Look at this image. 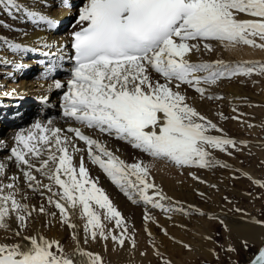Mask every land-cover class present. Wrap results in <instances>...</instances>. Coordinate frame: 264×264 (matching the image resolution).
Instances as JSON below:
<instances>
[{
    "label": "snow or ice",
    "instance_id": "6c2138e0",
    "mask_svg": "<svg viewBox=\"0 0 264 264\" xmlns=\"http://www.w3.org/2000/svg\"><path fill=\"white\" fill-rule=\"evenodd\" d=\"M63 3L70 6L68 0ZM0 5L9 12L23 11L36 25L51 29L58 24L41 11L21 6L18 0H0ZM242 15L252 19H242ZM76 23L80 27L71 33L72 79L68 80V90L63 95L65 118L115 135L150 157L181 167H212L218 162L209 158V148L227 152L229 146L235 147L234 139L209 134V130L223 132V129L189 104L181 89L188 86L201 98L217 99L219 97L207 94L206 86L222 78L257 71L264 73L261 61L229 63L221 59L199 62L189 59L193 52L201 51V42L205 51H213V45L208 43L213 40L224 42L226 46L243 43L264 49V43H257L255 39L264 41V0H87L79 10ZM0 44L13 50L37 51L7 37L0 38ZM16 67L26 66L17 64ZM153 73L160 79H154ZM53 86L55 89L64 87L59 80ZM5 95H15V92ZM32 127L38 134L17 133L14 138L17 146L10 149L11 154L6 159L14 160L21 168L29 189L41 195L45 189L52 193L48 203L54 204L61 221L74 230L76 247L67 254L58 241L33 235L25 237L23 244L0 243V264H103L99 253L80 246L79 234L75 232L77 225L70 222L77 210L86 219L85 243L101 238L123 246L125 240L130 239L135 247V239L126 235L128 227L124 217L103 189L89 178L83 157L78 170L73 164V155L83 150L71 138L61 136L60 128H48L39 121ZM67 131L85 143L91 161L133 203L143 202L166 214H189V209L171 202L150 179L149 167L142 161L126 163L79 127H69ZM45 155L47 158H43ZM6 167L0 162V174ZM33 171L51 183H42ZM10 179L12 182L7 184L0 181V228L3 229L9 227L6 221L13 214L20 226L25 227L27 219L36 211L17 199L18 177ZM254 183L264 187V182ZM54 186H58L59 191L53 192ZM38 211L46 212L43 206ZM50 215L55 217L56 213ZM168 218L171 219V215ZM144 219L148 221L152 217L146 212ZM105 220L114 222V227L120 229L118 235L106 227ZM255 222L264 226V221ZM163 231L167 234L166 229ZM15 235L20 236V232L16 231ZM242 243L245 250L250 248L247 241ZM227 251L236 249L230 245ZM155 254L161 257V264H171L158 248ZM248 264H264V245L257 249Z\"/></svg>",
    "mask_w": 264,
    "mask_h": 264
},
{
    "label": "bare ground",
    "instance_id": "6f19581e",
    "mask_svg": "<svg viewBox=\"0 0 264 264\" xmlns=\"http://www.w3.org/2000/svg\"><path fill=\"white\" fill-rule=\"evenodd\" d=\"M61 1L62 2L60 3V5L63 3V0H61ZM83 1H84V3L80 4L79 6H76V1L71 0V4H73L72 10H74V11L77 10L78 15H79L80 8L82 6H84V4L87 2V0H83ZM57 2H59V0H18V3L21 6L41 11L44 14L49 15L53 19L57 20L58 24L54 28H51V29L47 28L44 25H36V24L32 23L31 21H29L25 17V14L23 13V11L16 12L15 9H13L11 12H9L7 8H5L3 5H0V13H1L0 14V33H1L0 38L7 37L11 41H15L17 43H21L23 45H26L27 48H29V49H31V48L37 49V51L13 50V49L7 48L3 44H0V49L6 50V53L4 55H2L3 52L0 50V63H1L0 78L4 77V76L2 77V73H5V76L7 73L6 79H8L7 77L12 78L11 81H9V83H6L7 88L5 87V90L2 94L13 92V91L15 92V95H5V96L0 97V104L2 103L4 105L0 109V162H3L7 165L5 172L3 174H0V175H2L0 177L2 179H3L4 175H5V177L6 176L12 177L13 174H14L13 176L18 177L17 175L19 173H21V176H19L18 180L16 181L17 187L19 188V193L17 194V199L20 200L22 203L27 204L29 206V209H33V208L36 209V211H33L32 214H37L39 216V218L36 219V221H34V223L31 225V226H34L32 232L28 233L24 227L20 226L19 221L15 218V215L13 214L6 221L8 225L10 223L9 227L6 230L11 231L12 233L9 231L5 232V231L0 230V243H6V244L21 243V244H23V243H26V241L24 240L25 237H29V236H33V235H40V236H43L44 238H46L48 240L58 241L60 246L63 247L65 253H67V254H71L73 249L76 247V240L73 236L74 230L72 228H69L66 224H64L61 221V217H60V213H59L58 209L56 210V208H55L54 210H51V211L49 209L50 205H49V203L47 204V202H48V197L52 196V193H49L45 189L44 195H41L39 191H33V190L29 189L28 183H27L25 177L23 176V172L20 171L21 168L17 166V164L14 160L8 161L6 159L11 154L10 149L12 147L17 146L16 141L14 139L15 135L21 131H23L25 134H27L28 131H33L34 133L38 134V130L33 129L32 126L34 125L35 122L39 121L42 125H44L48 128H60V129H62L61 136H67V137L71 138L75 142L76 146L83 150L80 152H76L73 155V164L77 167V170H78L81 157H83L84 166L88 170V173L90 176L89 178H91L92 181L95 182L98 187L103 189L104 193L109 197V199L112 201L113 205L117 208L118 211L121 212L122 216L124 217V219L126 221L127 227L129 226V228H130V229L128 228L129 234H126V235L131 236L134 234L133 238L135 239V247L132 246V241L130 239H128V241H129L128 244H127V241H126L127 239H126L125 244L123 246H120L118 243L113 242L111 239H109L111 242L110 245H111V248L113 249V251L114 250H123V251L129 252V254H130L129 260L130 261H134L133 263H136L137 260L140 258V262L142 261L144 264H147L149 262L148 259L151 258V255L153 256V254H154L149 249V244H150L149 242L152 240V237H155V240L157 241V239H156L157 235H158L157 229H156L157 225L160 222L162 224H167L169 220L167 221L166 219H163L164 218V216H163V218H161V220H159V219L156 220L155 219L156 217H155V218H152L151 220L146 221L144 219V216L147 212V214H150L152 217V215L157 214L156 213L157 210H160V212L163 215H167V214H165L161 209L155 208V210H152L153 207H151V205H145L143 202L133 203L128 198V196H126L124 194V192L121 191L119 186L117 184H115L111 180V178L97 164H95L91 161V159L89 158V156L87 154L85 143L83 141H80L78 138H76L74 133L68 132L67 129L69 127H79L85 135H88L94 139L99 140L110 151H112L114 153V155L118 156L120 159L124 160L126 163H129L132 160L131 159L133 156L132 153L138 154L139 157L143 158V159L147 158V156H149V155H147L146 153H143L140 150L133 148L129 143H127L124 140H121L118 138L115 139V135H108L106 133H102L98 129H95V128H87L84 125L80 124L79 122H76L75 120H72V119L65 118L63 116V109H62L63 99L60 98V94L65 93L68 90L67 82H68V80L72 79V74L70 72L60 71L59 75L56 76L54 80L51 79L50 81L45 80L44 76L46 74L52 73L55 69H62L63 65L66 66L64 68L70 67L71 61H67L66 59L69 58V52L71 51V33L73 32V30L77 29L80 26L75 22L74 26H72V29L68 28L70 19H67L66 17L71 15V9H70V6H66L65 3H63V5L60 9H62L64 7L67 8V13H65L62 16H57L56 14L50 13V12H57V9H55V7H51L50 10H47L49 8H46V5H54ZM42 6H44V7H42ZM74 6H76L78 8H76ZM6 10L9 14H6ZM10 14H14L17 17V19L14 21L9 19L8 16H10ZM240 18L252 19V17H248L246 15H242ZM15 29H23V32L19 33L17 31H14ZM53 33H56V34H53ZM7 34H11V35L5 36ZM43 34L53 36L54 37L53 40L54 39L60 40L61 41L60 46H63V47L60 48L53 40L46 39L43 36ZM208 43H211V41H208ZM223 43L224 42H219L218 44H216V46H219V48H217V49H221V50L223 49L225 54L228 56V58L233 57L234 60H237L236 59L237 57H241V58H243L242 61H248V59L253 60V58H262V59L264 58V49H261L259 47H254V46H250V45L244 46L242 44L241 45L237 44L233 47V46H226L225 43H224V46H222ZM257 43H264V41H262L258 38ZM220 44H221V48H220ZM45 45H49V47H45ZM51 50L58 51V54H57V52H55V54L50 53L49 51H51ZM9 53L11 54V56H8ZM45 53H49V54L45 55ZM210 54H211V52L205 51L203 49V42H201V51L200 52H193L191 54V56L189 57V59L194 61V62L206 61L205 56H208ZM1 55L3 58H5L6 55L8 56V58H7L8 60H5L8 63L3 61V59L1 58ZM27 57H29V59H28L29 64L26 62ZM218 58H220V56L217 55V59ZM228 58L226 57V59H228ZM230 58H229V60H230ZM207 59H209V58H207ZM214 60H216V59H213V60L209 59V61H214ZM38 61H39L40 65L37 67H34L33 65H37ZM20 63L24 64L25 66H27L26 64H28L29 66L32 65L34 68L31 69V71H30V68H28V66L24 67L23 69H18L16 67V65L20 64ZM15 68H17L16 71H15ZM36 69H39L38 73H35ZM153 78L154 79H160V77L155 73H153ZM27 79L30 82L27 81ZM18 80H20V81L17 83ZM57 80L61 81V83L64 85L63 88H61V89H55L54 88V86H53L54 82ZM4 82H5V79H3V82H2V80L0 81V83H4ZM223 83H225V81ZM227 85H228V83H227ZM236 85H237V83H236ZM34 86L36 89H34L35 91H33L32 93L37 97L26 96V99L24 102H22V100H23V98H22V100H21L22 105L21 106H20L21 102L16 106H14L15 103L13 105L11 104L12 102L10 103L11 98H14L18 95H21L23 92L26 91V89H29L31 87L34 88ZM206 87L208 89H210L208 86H206ZM236 87H230L229 86V87H222V88H224V93L226 90L228 91L229 94L227 95V91L225 94L227 96H229L230 100H233L234 102H241V101L246 100L244 98V96L247 95L248 93L246 94L245 92H243V93H245V95H243L242 91H240L241 89L238 90ZM240 88H242V87H240ZM181 90L187 95L188 103L191 104L192 106H194L195 108H198V110L200 109L199 112L209 119V116H210L209 112L210 111L206 110V105L204 104V102H202L201 99H200V102H199V99H195V98H198L200 95L197 96L196 93L193 92L194 90L190 91L188 86H183ZM212 91L208 90V93L209 94H217L218 93L217 89H215L214 92H212ZM250 95H248V96L250 98H253L254 95H252V96H250ZM259 98L255 95L254 96L255 102L260 101L261 97H259ZM35 102H37V104L42 105L41 106L42 109H40L39 114H37V116L39 117L38 120H37V116L35 115V113H37V111H38ZM242 109L243 108H240L239 110L241 111ZM42 112H43V116L41 114ZM222 112H224V111H222ZM29 115L31 117L28 119ZM33 115L35 117H33ZM258 117H259V115H257V118ZM238 118H240V121H238V122L240 123V125L242 127L244 125H246L247 122H246L245 117H238ZM27 121H32L33 123L31 125L29 124L30 125L29 126V125L25 124ZM49 121H51V124H49ZM7 124L11 125L10 128L7 131H3L4 126ZM252 131L257 132V127L252 128ZM5 146H6V149L9 150V153L4 152V151H6ZM256 151H257V148H256ZM258 153H260V151H258ZM260 155L262 156L261 153H260ZM43 158H47V156L45 155ZM152 159H153V161L150 163V169H151L152 173H155L156 179H157L156 181H158L157 183L160 182L161 188H162V184H163V185L169 187L171 189V191L178 190L179 191L178 194L180 195L181 199H185L186 202H188V201L194 202V200H195L194 199V196H195L194 191H196L198 189H202L204 187L207 188L211 184H214L213 178L211 177L212 172H208L206 167H202V169L188 168L186 170L187 175H185L186 177H184L185 183H183L182 179H180L181 178L180 173L178 172L179 173V175H178L175 171H173V169H171L167 165L166 160L156 159L153 157H152ZM33 163H37V161L33 160ZM239 163H240V161H239ZM238 166H239V164H238ZM241 166H242V163H241ZM212 167H214V166H212ZM209 169L210 168H208V170ZM164 173H166L167 175L174 173L175 175H177V177L172 178V179H176V181L175 182L172 181V179L170 177L171 175L165 176ZM33 175H35L37 177V179L42 181V183H44V184L51 183V181L47 180L45 177L40 175V173H38V172L33 171ZM175 175H174V177H175ZM2 182L7 184V183H11L12 181L6 180V181H2ZM203 182H205V183H203ZM164 190L165 189H163V193H164ZM203 190H206V189H203ZM57 191H59L58 186H54L53 192H57ZM198 191H199V193H201L200 190H198ZM166 192H168V191L166 190ZM164 194H167L166 196H168V193H164ZM168 197L171 198V202H177L178 201V200L177 201L172 200V199H175V198H173L175 196H173V197L168 196ZM52 198H53V200L56 199L55 196H53ZM179 202L180 201H178V205H179ZM182 202H181V205H182ZM164 203L168 204L169 201H164ZM185 204L183 203V206ZM40 206H43L45 208V210H46L45 213H40L38 211ZM96 207H97V210L100 211L98 209V206H96ZM193 207H195V205ZM188 208H189V210H191L192 206L189 205ZM50 213H56L55 217L51 216ZM174 213L176 215H173L174 217L171 216V217H173L174 222H178L180 219H181L180 221L183 222V219L178 215L179 212L178 213L174 212ZM162 214H161V216H162ZM167 217L168 216H166V218ZM182 217H185V215ZM220 217L222 218V215H220ZM223 217H224L223 220H225L224 225H225V227L227 226V233L231 238H233L235 240L236 243L238 241H241V242L247 241L249 243L261 242L264 230L262 229L261 226L254 223L255 221L254 222H249V221L243 222L244 220L239 219V217L231 218V215H229V214H225V215H223ZM154 221H155V223H153ZM70 222L77 225L75 232L79 234V243H80V246L82 248L89 250V251H92V252H95V253H99V255L102 257L103 264H113L115 262L116 259H114L113 257H110V256H108L109 257V259L107 260L108 262L104 260L105 257L102 254L101 248H102V242L105 240L98 238L96 241H92L91 239H89L87 243L84 242L85 241L84 226L86 223V219L80 215L79 210H77L75 212V214L71 215ZM104 223L106 224V227L108 229H111L114 232V234H117V235L119 234L120 229L114 227V222L109 223L108 221L105 220ZM169 223L171 224V222H169ZM177 224H180V223H177ZM14 228H17L21 231L20 236L15 235ZM166 228H164V229H166ZM177 229H180V228L178 227ZM168 230H169V228H168ZM149 232L151 233V235H149ZM174 234H175V232H174ZM163 235H161V236H163ZM160 238H162V237H160ZM73 240H74V242H73ZM158 240H160V239L158 238ZM165 240H166V238H165ZM177 240H180V239H177ZM173 242H174V240H173ZM173 242H172V246H171V247H174L173 251H175V252L179 251L180 252V249H179L180 245L177 244L178 241L176 243H173ZM179 242H181V241H179ZM159 244L161 245V243H159ZM126 246H127V248H126ZM53 250H55V248ZM156 257H158V256H156ZM188 258H186V259H188ZM190 258H191V256H190ZM120 262H122V261H120ZM124 262L125 261H123V263ZM127 264H129L128 261H127Z\"/></svg>",
    "mask_w": 264,
    "mask_h": 264
},
{
    "label": "rangeland",
    "instance_id": "374dc122",
    "mask_svg": "<svg viewBox=\"0 0 264 264\" xmlns=\"http://www.w3.org/2000/svg\"><path fill=\"white\" fill-rule=\"evenodd\" d=\"M82 1L83 0H78L77 4L78 5L81 4ZM61 2L62 1L59 0V2L55 3L54 5H46V8H49L47 10H50L51 7H55V9H57V12H50V13L56 14L57 16H62L65 13H67V8L64 7L62 9H60L63 5V3L60 5ZM42 7H44V6H42ZM6 14H9L7 12V10H6ZM248 17H250V16H248ZM8 18L13 20V21L17 19V17L14 14H11L10 16H8ZM69 25H70V22H69ZM14 31L22 33L23 29H15ZM53 34H56V33H53ZM9 35H11V34H7L5 36H9ZM43 36L48 40H53V38H54L53 36L44 35V34H43ZM256 40H258V38ZM53 41L60 47V45H61L60 40L54 39ZM219 42L220 41H214V40L211 41L214 50L211 51L210 55L205 56L206 61H209V59L210 60L221 59V60H224V61L229 62V63L242 61L243 58H241V57L236 58L238 61L234 60L233 57H231V58L229 57L230 58V60H229L228 56L225 54L223 49H222L223 51L221 49H217V48H219V46H216V44H218ZM241 44L244 46H247L246 44H243V43H240L238 45H241ZM222 46H224V43ZM220 48H221V44H220ZM1 51L3 52L2 55H4L6 53V50H4V49H2ZM49 52L54 53V54H55V52H57V54H58V51L51 50ZM2 55H1V58L3 59V61L8 60L7 59L8 56H11L10 53L8 54V56L6 55L5 58H3ZM217 55L220 56V58L217 59ZM226 57L228 59H226ZM207 58H209V59H207ZM28 59H29V57L26 58V62L29 64ZM263 59L262 58H253V60L248 59V61L251 60V61L264 62ZM28 64H26V65L28 66V68H30V71H31V69H33L34 67L32 65L29 66ZM0 67H1V63H0ZM6 76H7V73H6ZM6 76H5V73H2L3 78H0V81L2 80V82H3V79H5L4 83H0V86H1L0 87V97L5 96V94H2V93L4 92L5 87L7 88L6 83H9V81H11V79H12L10 77H7L8 79H6ZM19 81L20 80H18L17 83ZM27 81H29V80L27 79ZM224 81L226 84L223 83ZM227 83H228V85H227ZM236 83H237V85H236ZM229 86L230 87H236L237 86L236 88L238 90L241 89L240 91H242V93L243 92H245L246 94L248 93L247 95H245V93H243V95H245L246 97L251 94L250 96L256 95L258 98L261 97V100L258 102H255L254 96H253V98H250L249 96L246 98L244 96V98L246 100L241 101V102H234L233 100H230L229 96H227L229 94L228 91L225 89L227 91V95H226L225 94L226 91L224 93V88H222V87H229ZM208 87L210 88V89H208L209 91L213 90L212 92H214V90L217 89L218 93L217 94L207 93V94L210 96L219 97V98H217V99L201 98V96H199L200 94L197 93L193 88L189 87V90L190 91L194 90L193 92H195L196 95L199 96L198 98H195V99H199V102L201 99V101L204 102V104L206 105V110L210 111L209 112L210 113L209 119L212 120L214 123H216L218 125V128L223 129V132H218L215 130H209V134H211V135H223V136H226L228 138L234 139L236 141V145L234 148L229 146L227 152L221 151L219 149L209 148V151L211 153L209 158L218 162V163H215L213 165L214 167H206L208 172H212L211 177L213 178L214 184H211L207 188L204 187L202 189H198L201 191V193H199L198 190L194 191V195H195L194 196V199H195L194 202L193 201L186 202L185 199H181L180 195L178 194L179 193L178 190L171 191V189L169 187H167L163 184H162V188H161L160 182L157 183L158 181H156L157 179H156L155 173H152V171L150 169V163L153 161L152 157L147 156L148 154L147 155L145 154L147 156V158L143 159V158H140L138 154L132 153V155H133L131 158L132 160L129 163L142 161L145 165H147L149 167L150 179L153 180L156 185H158V186L160 185L159 188L162 189V191H163V189H165L164 193H168V196H172V197L175 196L173 198H175L176 200L175 199H172V200L173 201H177V200L180 201L179 205H181L182 201H183L182 206H183V203L184 204L186 203L185 204L186 206L184 205V207L187 209H189L188 208L189 205L192 206V209L189 210V214H187V215L180 213V212L179 213L177 212L178 215L183 219V222L180 221L181 219L178 222H174V220H173L174 216L173 215H176L174 212L169 214V215L173 216V217H171L172 219H168V217L166 218V216H169V215L168 214L163 215L160 212V210L156 211L157 214L152 215V218L156 217L155 218L156 220H158V219L161 220V218H163V216H164L163 219H166L167 221L168 220L169 221L167 224H162L161 222L158 223L157 228H156L157 233H158L157 238H156L157 241L155 240V237L151 236L152 240L149 242L150 243L149 249L154 254L152 253L153 254V256L151 255L152 259L149 258L148 259L149 262L148 263L146 262L147 264H161V257H156L157 255L155 254L156 248H158L159 251L160 250L162 251V252L161 251L160 252H161L163 258L170 260L171 264H235L236 261H239V264H243V263L248 262L252 258L253 254L257 251V249L264 244V236H263L264 231H263L261 242H259V243L247 242L249 244L250 248L248 250H245L243 247V243L241 241H238L236 243L235 240L228 235L227 226L225 227V225H224L225 220H223V218H224L223 215L229 214V215H231V218L239 217V219L244 220L243 222H245V221H249V222L264 221V187H261L259 184L254 183V181L264 182V73H260L257 71V72H253L251 75H237V76H233L231 78H225V79L222 78L221 80L217 81V84H213V85H210ZM240 87H242L244 90ZM34 89H36L35 86H34V88L31 87L29 89H26V91H25L26 93L23 92L21 95H18L14 98H11L10 103L12 102L11 103L12 105L15 103L14 106H16L21 102L22 98H23L22 102H24L26 99V96L37 97L32 93L33 91H35ZM22 102H21L20 106L22 105ZM35 103L37 104V102H35ZM240 108H243V109L240 111L239 110ZM40 109H41V107H37L38 114H39ZM196 109L198 110V108H196ZM222 111H224V112H222ZM221 113L223 114V116L220 115ZM35 115H36V113H35ZM257 115H259L258 118H257ZM30 117L31 116L29 115L28 119ZM33 117H35V116L33 115ZM235 117H245L246 122H247L246 125H244L245 127L244 126L242 127L240 125V123L238 122V121H240V118L237 119ZM25 124L31 125V121H27ZM10 126H11L10 124L5 125L3 128L4 129L3 131H7L10 128ZM254 127H257V132L252 131V128H254ZM256 148H257V151H256ZM258 151H260L262 156L260 155V153H258ZM4 152L9 153V150H6ZM229 153H231V154H229ZM239 161H240V163H239ZM166 163L178 175L180 173V175H181L180 179H182L183 183H185L184 177H186L185 175H187L186 170L188 168L202 169V167H199L197 165L181 167V166H177L173 163H170L168 161H166ZM241 163H242V166H241ZM238 164H239V166H238ZM223 165H227V167H224ZM208 168H210V169L208 170ZM174 173H172V174L168 173L169 175L164 173V175L165 176L171 175L170 177L172 179V178L177 177V175H175ZM245 174H247V175H245ZM13 175H12V177H13ZM174 175H175V177H174ZM0 176H2V175H0ZM17 176L19 178V176H21V173H19ZM249 177H251V178H249ZM10 178L11 177H9V176L5 177V175H4L3 179L0 177V181H6V180L10 181L11 180ZM172 181L175 182L176 179H172ZM203 183H205V182H203ZM203 189H206V190H203ZM166 190L168 192H166ZM165 195H167V194H165ZM47 204H48V202H47ZM49 205H50L49 206L50 211L55 209L54 204L51 205L49 203ZM194 205H195V207H193ZM193 209H195V210H193ZM237 209H239L240 211H237ZM152 210H155V208H152ZM160 213L162 214V216ZM184 215H185V217H182ZM220 215H222V218L220 217ZM38 218H39V216L37 214H32L27 219L26 226L24 228L28 233L32 232L34 226H31V225ZM169 222H171V224ZM153 223H155V221ZM177 223H180V224H177ZM254 223H256V222H254ZM256 224L261 226L262 229L264 230V226H262L259 223H256ZM9 225H10V223H9ZM178 227L181 230L177 229ZM128 228H129V226H128ZM164 228H166L167 234H165V232L163 231ZM168 228H169V230H168ZM173 228L174 229L176 228L178 231L176 229L174 230ZM0 230L5 231V232L9 231V230L3 229V228H0ZM14 231L16 232V231H20V230L17 228H14ZM9 232H11V231H9ZM174 232H175V234H174ZM20 233H21V231H20ZM127 234H129V233H127ZM133 235H131V237H133ZM161 235H163V236H161ZM160 237H162V238H160ZM158 238L160 240H158ZM165 238H166V240H165ZM177 239H180V240H177ZM173 240H174V242H173ZM126 241L128 244L129 243L128 239ZM177 241L178 242L181 241V242L178 243ZM73 242H74V240H73ZM172 242L173 243L177 242V244L180 245L179 246L180 252L178 251L180 254L178 252L173 251L174 247H171ZM110 243H111L110 240L102 242L101 251L105 257V259H104L105 261H107L109 259L108 256H110V257H113L114 259H116L113 264H127V261L129 262V264L130 263L131 264H144L142 261L140 262V258L137 260L136 263H133L134 261H130L129 260V255H130L129 252H126L123 250H114L113 251ZM159 243H161V245ZM153 244H155V248L153 247ZM230 245L236 249L235 252L227 251V249ZM126 248H127V246H126ZM190 256H191V258H190ZM186 258H188V259H186ZM120 261H122V262H120ZM123 261H125V262L123 263Z\"/></svg>",
    "mask_w": 264,
    "mask_h": 264
},
{
    "label": "water",
    "instance_id": "95a60500",
    "mask_svg": "<svg viewBox=\"0 0 264 264\" xmlns=\"http://www.w3.org/2000/svg\"><path fill=\"white\" fill-rule=\"evenodd\" d=\"M243 264H248V262H246V263H243Z\"/></svg>",
    "mask_w": 264,
    "mask_h": 264
}]
</instances>
